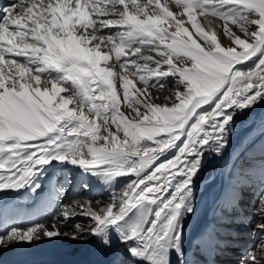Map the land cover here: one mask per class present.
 <instances>
[{
    "label": "snow or ice",
    "instance_id": "snow-or-ice-1",
    "mask_svg": "<svg viewBox=\"0 0 264 264\" xmlns=\"http://www.w3.org/2000/svg\"><path fill=\"white\" fill-rule=\"evenodd\" d=\"M151 89L165 93L163 102ZM261 102L264 0L0 6V193L39 196L49 176L64 177L50 188L47 216L0 225V248L94 238L109 249L119 241L118 264H197L189 248L219 246L221 227L241 219L228 214L251 183L232 176L215 221L189 241L195 180L209 156L223 159L235 117ZM259 168L264 184V159ZM65 169L80 172L78 198L67 199ZM254 214L264 232V187ZM76 216L87 222L72 224ZM241 264H264V238Z\"/></svg>",
    "mask_w": 264,
    "mask_h": 264
},
{
    "label": "bare ground",
    "instance_id": "bare-ground-1",
    "mask_svg": "<svg viewBox=\"0 0 264 264\" xmlns=\"http://www.w3.org/2000/svg\"><path fill=\"white\" fill-rule=\"evenodd\" d=\"M161 2L163 3V0ZM186 26L190 27L189 25ZM213 26L222 45L227 46L229 40L223 35L222 22L214 20ZM233 31L237 35L240 34L235 27H233ZM150 91L153 96L161 98L159 102H163L165 93L157 92L155 89ZM122 111H128L126 105H122ZM262 129H264V102L235 117V125L231 131L230 142L223 159L209 156L202 171L198 174V178L195 180L196 211L194 215L186 218L184 225L185 236L189 241L197 236L207 225L215 221L218 213V201L232 176L238 174V179L242 184L251 183V187L246 186L241 189L243 197L239 209L233 210L228 214L241 219L221 227L218 232L219 246L213 247V258L208 260L209 257L202 256L205 252L204 250L189 248V258L195 259L197 264H232V261L238 256L240 258L233 264H241L244 253L248 249L255 247L264 238V232H261L255 226L259 217L254 214L257 200L256 189L260 191L264 187V184H261L260 181L259 168L261 160L264 159L260 149L261 144H264V131ZM245 145H248V151H244ZM236 153H240L238 159L234 156ZM64 171L73 180L72 190L67 194V199L78 198V193L80 192L78 185L81 180L79 170L73 169L69 171L65 169ZM245 175L250 176L251 180L244 179ZM63 179V175H56L55 184L59 185L63 182ZM24 191L23 189L5 190L3 193L19 194ZM92 195H95V193ZM96 198L107 199V193H103ZM50 211L51 209L41 219L47 216ZM77 222L86 223L87 218L76 216L71 221L72 224ZM61 230L67 231L68 229ZM98 243L94 238L71 240L64 237L51 240L42 239L31 243H18L7 248H0V264L13 258L20 259L24 255H31V258L35 259L36 262L47 261V264H81L86 255ZM113 247L111 263L118 264L117 251L121 250L123 246L119 241H116ZM5 251L8 252V255H5Z\"/></svg>",
    "mask_w": 264,
    "mask_h": 264
},
{
    "label": "rangeland",
    "instance_id": "rangeland-1",
    "mask_svg": "<svg viewBox=\"0 0 264 264\" xmlns=\"http://www.w3.org/2000/svg\"><path fill=\"white\" fill-rule=\"evenodd\" d=\"M239 258H240V256H238L237 258H235L234 261H232V264L235 263V262H237V259H239Z\"/></svg>",
    "mask_w": 264,
    "mask_h": 264
}]
</instances>
